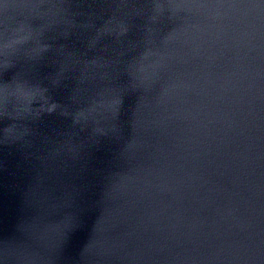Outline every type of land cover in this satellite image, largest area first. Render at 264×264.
Wrapping results in <instances>:
<instances>
[{"label": "water", "instance_id": "95a60500", "mask_svg": "<svg viewBox=\"0 0 264 264\" xmlns=\"http://www.w3.org/2000/svg\"><path fill=\"white\" fill-rule=\"evenodd\" d=\"M0 264H264V0H0Z\"/></svg>", "mask_w": 264, "mask_h": 264}]
</instances>
